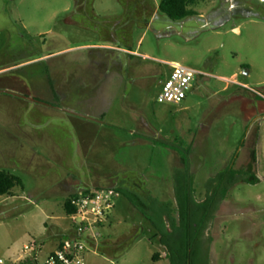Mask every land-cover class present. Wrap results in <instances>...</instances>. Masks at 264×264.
Wrapping results in <instances>:
<instances>
[{
    "label": "rangeland",
    "instance_id": "rangeland-1",
    "mask_svg": "<svg viewBox=\"0 0 264 264\" xmlns=\"http://www.w3.org/2000/svg\"><path fill=\"white\" fill-rule=\"evenodd\" d=\"M159 1L0 0V171L22 183L0 196L5 264H19L26 244L43 256L71 232L70 181L175 208L179 159L157 141L192 145L198 201L233 157L245 168L254 151L258 182L228 190L204 239L208 264H264V1L237 0L229 14L222 0H196L200 21L183 27L168 23ZM170 64L199 73L179 104L157 101ZM99 231L85 264H169L123 194Z\"/></svg>",
    "mask_w": 264,
    "mask_h": 264
},
{
    "label": "trees",
    "instance_id": "trees-1",
    "mask_svg": "<svg viewBox=\"0 0 264 264\" xmlns=\"http://www.w3.org/2000/svg\"><path fill=\"white\" fill-rule=\"evenodd\" d=\"M195 2L196 0H160L158 11L167 17L169 23L179 24L186 19L199 16L191 8ZM157 142L175 151L179 159L180 167L174 174L175 208L150 195L138 194L125 188L115 190L123 194L153 226L159 243L165 248L169 264H208L209 247L204 236L215 218L220 203L234 185L241 182L250 184L258 182L254 173L256 161L254 151L251 153V161L245 168H235L233 157L228 165L208 180L204 200L198 201L193 195L189 172L192 145L184 146L182 142L178 144ZM21 184L20 178L16 175L0 171V196L13 195L15 187ZM75 194L71 193L64 199L63 209L69 217L75 213V208L70 204ZM63 238L55 249L61 246ZM19 264L30 263L20 261Z\"/></svg>",
    "mask_w": 264,
    "mask_h": 264
},
{
    "label": "built area",
    "instance_id": "built-area-1",
    "mask_svg": "<svg viewBox=\"0 0 264 264\" xmlns=\"http://www.w3.org/2000/svg\"><path fill=\"white\" fill-rule=\"evenodd\" d=\"M264 1V0H260ZM170 74L162 81L157 101L160 103L179 104L190 92L196 70L180 65L170 64ZM119 193L111 187L97 188L77 192L70 200L75 208L72 218V233L65 235L61 246L42 254L41 245L23 246L26 255L22 261L30 264H85L84 254L92 247H98L100 228L106 213L113 207L114 197ZM0 264H5L0 259Z\"/></svg>",
    "mask_w": 264,
    "mask_h": 264
},
{
    "label": "crops",
    "instance_id": "crops-1",
    "mask_svg": "<svg viewBox=\"0 0 264 264\" xmlns=\"http://www.w3.org/2000/svg\"><path fill=\"white\" fill-rule=\"evenodd\" d=\"M260 1V0H259ZM260 2H263V1H260ZM222 6H223V8H224V10L227 12V13H229V14H232V12L234 13L235 12V10H236V8L238 7V1L237 0H222ZM261 14H249L248 16H247V18H249L250 20H253V19H262V17L260 16ZM200 17V15L199 16H194V17H191V18H189L190 19V21H194V20H196V21H200V19H198ZM189 19H186V20H189ZM185 21V20H184ZM183 21V22H184ZM148 24H149V26H151V22L149 21V22H147ZM169 23V22H168ZM181 23V22H180ZM169 24H173V23H169ZM182 24V23H181ZM175 25V24H174ZM184 25V24H183ZM183 25H182V27H183ZM156 30H158V29H156ZM130 53L131 52H133L132 50H128ZM250 73V69L249 68H247L246 69V74H249ZM234 75L235 74H233L232 76L234 77ZM243 88H245V89H248L244 84H243V86H242ZM244 89V90H245ZM193 90V84H192V87H191V90L190 91H192ZM252 90H249V92H251ZM247 92V91H246ZM245 92V93H246ZM248 93V92H247ZM246 93V94H247ZM249 94V93H248ZM248 108L250 109V111L252 112L254 109H256V111H258V109H259V107H257V105L255 104V102H253L252 101V103H250L249 102V104H248ZM254 108V109H253ZM260 111V110H259ZM255 112V111H254ZM264 114V113H263ZM69 192H68V195L69 194H71V193H77V192H80V191H84V190H88V188L87 187H85V186H82V184H79L78 182H74V181H70V183H69ZM70 233H72V230H71V232H68V233H66V235L67 234H70ZM59 242H60V240L58 241V244H59ZM58 244H57V246H58ZM56 246V241H55V245H54V249L57 247H55Z\"/></svg>",
    "mask_w": 264,
    "mask_h": 264
},
{
    "label": "flooded vegetation",
    "instance_id": "flooded-vegetation-1",
    "mask_svg": "<svg viewBox=\"0 0 264 264\" xmlns=\"http://www.w3.org/2000/svg\"><path fill=\"white\" fill-rule=\"evenodd\" d=\"M190 22V19L189 20H185L183 23H182V25L184 24L185 25V23H189ZM181 23H179V25H181Z\"/></svg>",
    "mask_w": 264,
    "mask_h": 264
},
{
    "label": "water",
    "instance_id": "water-1",
    "mask_svg": "<svg viewBox=\"0 0 264 264\" xmlns=\"http://www.w3.org/2000/svg\"><path fill=\"white\" fill-rule=\"evenodd\" d=\"M183 23V22H182Z\"/></svg>",
    "mask_w": 264,
    "mask_h": 264
}]
</instances>
